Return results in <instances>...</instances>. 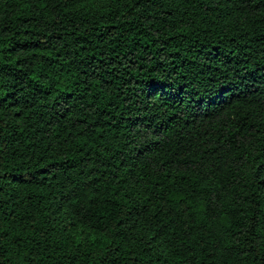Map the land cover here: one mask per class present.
Wrapping results in <instances>:
<instances>
[{
	"label": "trees",
	"instance_id": "1",
	"mask_svg": "<svg viewBox=\"0 0 264 264\" xmlns=\"http://www.w3.org/2000/svg\"><path fill=\"white\" fill-rule=\"evenodd\" d=\"M0 264H264V0H0Z\"/></svg>",
	"mask_w": 264,
	"mask_h": 264
}]
</instances>
